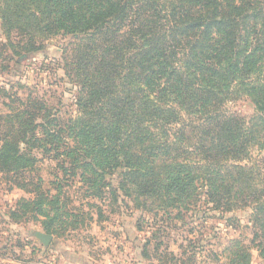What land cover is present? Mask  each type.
Here are the masks:
<instances>
[{"label": "trees", "instance_id": "trees-1", "mask_svg": "<svg viewBox=\"0 0 264 264\" xmlns=\"http://www.w3.org/2000/svg\"><path fill=\"white\" fill-rule=\"evenodd\" d=\"M4 11V27L30 39L33 30L77 36L67 70L84 97L81 116L55 128L46 120L42 139L35 137L33 106L0 114L1 173L33 170L31 132L29 143L66 162L58 166L64 174L81 169L90 196L103 197L104 174L120 169L127 197L135 191L143 205L167 209L195 194L197 171L210 202L229 210L252 198L256 219L264 221V190L246 168L229 165L249 158L251 146L264 149L262 0H11ZM233 82L262 113L258 120L225 114ZM181 111L191 120L171 136L169 126ZM187 133L192 140L184 141ZM189 143L194 153L186 150ZM36 195L34 202H21L25 218L47 216L46 205L58 211V198ZM14 212L13 220L19 217ZM53 222V216L45 222L49 232Z\"/></svg>", "mask_w": 264, "mask_h": 264}, {"label": "rangeland", "instance_id": "rangeland-1", "mask_svg": "<svg viewBox=\"0 0 264 264\" xmlns=\"http://www.w3.org/2000/svg\"><path fill=\"white\" fill-rule=\"evenodd\" d=\"M9 4L11 0H0V88L5 90L0 94V114L33 106L35 137L42 139L40 125L46 120L55 121V128L81 116L84 88L75 82L66 61L77 36L33 30L34 39H30L18 30H8L4 18L9 13L3 14ZM236 84L225 114L250 123L258 120L262 113ZM180 113V121L169 126L171 136L191 120ZM31 136L30 132L29 152L36 159L33 170L0 172V264H264V221L256 219L254 199L240 201L229 210L216 206L206 195L203 172L196 171V180H191L195 194L190 199L169 203L167 209L161 204L146 206L142 199L135 200V191L127 197L120 169L104 174L99 199L89 195L81 169L76 175L73 168L64 174L58 166L66 162L43 154L38 143H29ZM191 138L190 133L184 134V141ZM189 144L185 148L193 152V143ZM22 147L25 150L26 144ZM236 164L251 172L257 188L264 190V149L251 146L249 158L229 165L233 169ZM40 190L53 202L58 198V211L46 205L47 216L32 212L27 219L21 202H34ZM259 197L264 200V191ZM13 212L19 214L14 220ZM49 216L54 217L51 232L45 226ZM40 235L52 239L46 243Z\"/></svg>", "mask_w": 264, "mask_h": 264}, {"label": "water", "instance_id": "water-1", "mask_svg": "<svg viewBox=\"0 0 264 264\" xmlns=\"http://www.w3.org/2000/svg\"><path fill=\"white\" fill-rule=\"evenodd\" d=\"M39 238L46 243H49L52 239L51 236L48 235H40Z\"/></svg>", "mask_w": 264, "mask_h": 264}]
</instances>
